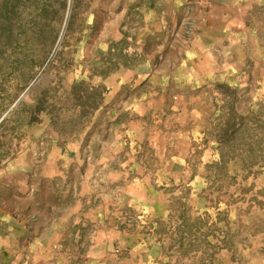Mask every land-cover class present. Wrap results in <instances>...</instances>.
I'll use <instances>...</instances> for the list:
<instances>
[{"label":"rangeland","instance_id":"374dc122","mask_svg":"<svg viewBox=\"0 0 264 264\" xmlns=\"http://www.w3.org/2000/svg\"><path fill=\"white\" fill-rule=\"evenodd\" d=\"M0 264H264V0H0Z\"/></svg>","mask_w":264,"mask_h":264}]
</instances>
